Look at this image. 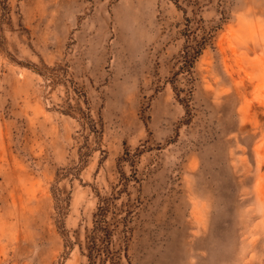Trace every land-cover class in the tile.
I'll return each instance as SVG.
<instances>
[{
	"label": "rangeland",
	"instance_id": "1",
	"mask_svg": "<svg viewBox=\"0 0 264 264\" xmlns=\"http://www.w3.org/2000/svg\"><path fill=\"white\" fill-rule=\"evenodd\" d=\"M102 199L120 264H264V0H0V264Z\"/></svg>",
	"mask_w": 264,
	"mask_h": 264
},
{
	"label": "trees",
	"instance_id": "2",
	"mask_svg": "<svg viewBox=\"0 0 264 264\" xmlns=\"http://www.w3.org/2000/svg\"><path fill=\"white\" fill-rule=\"evenodd\" d=\"M109 207L108 199L100 200L94 228L87 239L88 264H120L121 254L112 249V236L117 227L111 229L106 220Z\"/></svg>",
	"mask_w": 264,
	"mask_h": 264
}]
</instances>
